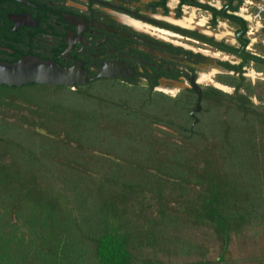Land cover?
<instances>
[{
	"label": "trees",
	"instance_id": "16d2710c",
	"mask_svg": "<svg viewBox=\"0 0 264 264\" xmlns=\"http://www.w3.org/2000/svg\"><path fill=\"white\" fill-rule=\"evenodd\" d=\"M249 93L0 84V264H264Z\"/></svg>",
	"mask_w": 264,
	"mask_h": 264
},
{
	"label": "flooded vegetation",
	"instance_id": "af4514ba",
	"mask_svg": "<svg viewBox=\"0 0 264 264\" xmlns=\"http://www.w3.org/2000/svg\"><path fill=\"white\" fill-rule=\"evenodd\" d=\"M25 55L77 84L174 97L193 80L264 105V0H0V63Z\"/></svg>",
	"mask_w": 264,
	"mask_h": 264
},
{
	"label": "water",
	"instance_id": "95a60500",
	"mask_svg": "<svg viewBox=\"0 0 264 264\" xmlns=\"http://www.w3.org/2000/svg\"><path fill=\"white\" fill-rule=\"evenodd\" d=\"M85 79L79 68H65L52 60L39 59L32 55H25L13 63H0V84L20 87L27 83H39L73 87ZM195 93L193 106L189 115L196 120L194 113L200 109L201 89L200 86L190 80Z\"/></svg>",
	"mask_w": 264,
	"mask_h": 264
},
{
	"label": "rangeland",
	"instance_id": "374dc122",
	"mask_svg": "<svg viewBox=\"0 0 264 264\" xmlns=\"http://www.w3.org/2000/svg\"><path fill=\"white\" fill-rule=\"evenodd\" d=\"M208 75V74H207ZM204 84H209V82H203Z\"/></svg>",
	"mask_w": 264,
	"mask_h": 264
}]
</instances>
